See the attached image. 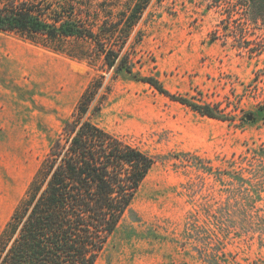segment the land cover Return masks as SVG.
<instances>
[{
    "label": "rangeland",
    "instance_id": "obj_1",
    "mask_svg": "<svg viewBox=\"0 0 264 264\" xmlns=\"http://www.w3.org/2000/svg\"><path fill=\"white\" fill-rule=\"evenodd\" d=\"M211 2L152 0L129 43L141 75L225 120L106 74L98 123L158 162L96 264H264V52L236 42L264 48V21L242 30L239 14ZM99 73L0 30V232Z\"/></svg>",
    "mask_w": 264,
    "mask_h": 264
},
{
    "label": "trees",
    "instance_id": "obj_2",
    "mask_svg": "<svg viewBox=\"0 0 264 264\" xmlns=\"http://www.w3.org/2000/svg\"><path fill=\"white\" fill-rule=\"evenodd\" d=\"M151 1L0 0L1 31L106 72L90 80L72 114L63 119L61 131L52 138L1 230L0 264H96L157 164V156L98 123L110 90L106 74L128 75L203 115L226 119L210 105L179 97L158 78L136 69V47L129 42ZM209 6L239 14L242 30L264 21V0H214ZM236 42L238 48L264 52L243 34ZM262 224L260 235L264 219Z\"/></svg>",
    "mask_w": 264,
    "mask_h": 264
},
{
    "label": "water",
    "instance_id": "obj_3",
    "mask_svg": "<svg viewBox=\"0 0 264 264\" xmlns=\"http://www.w3.org/2000/svg\"><path fill=\"white\" fill-rule=\"evenodd\" d=\"M249 119H252V116L251 115H249V117H248Z\"/></svg>",
    "mask_w": 264,
    "mask_h": 264
}]
</instances>
